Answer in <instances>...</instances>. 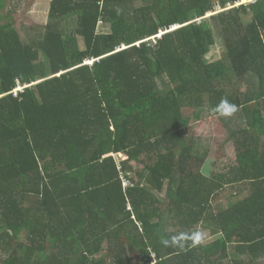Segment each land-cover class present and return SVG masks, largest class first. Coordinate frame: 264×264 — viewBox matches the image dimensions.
<instances>
[{
    "label": "trees",
    "instance_id": "16d2710c",
    "mask_svg": "<svg viewBox=\"0 0 264 264\" xmlns=\"http://www.w3.org/2000/svg\"><path fill=\"white\" fill-rule=\"evenodd\" d=\"M238 1L49 0L18 27L0 0V264H263L264 0ZM210 116L234 158L208 175Z\"/></svg>",
    "mask_w": 264,
    "mask_h": 264
},
{
    "label": "rangeland",
    "instance_id": "374dc122",
    "mask_svg": "<svg viewBox=\"0 0 264 264\" xmlns=\"http://www.w3.org/2000/svg\"><path fill=\"white\" fill-rule=\"evenodd\" d=\"M215 3V7H213L214 11L208 12L207 16L219 12L221 9L219 8L218 0H213ZM254 0H241V3H249ZM7 7L16 8L15 12V21L16 26L20 27L22 23L25 25H31L34 23H46L48 21V4L49 0H6ZM6 8V6H5ZM209 24L211 25V20L209 19ZM20 29V28H19ZM224 46L222 45V41L219 39L218 42L213 45L207 54V67L209 73H211V67L214 68V71H217L218 68L221 67L222 56H223ZM91 62V61H90ZM22 89L19 86L15 90ZM167 95L165 93L157 92L153 94L148 101H141L139 103L140 107H143L147 104H152L162 98H165ZM192 107H185L184 112L190 118L189 124L192 125ZM188 121V120H187ZM191 122V123H190ZM228 130L226 126L221 122L220 117L218 116H210L205 119L200 120L196 124V128L193 132V139L198 143V153L200 157L206 156L205 160L200 163V159L198 164L196 162H192L190 168H200L204 173L210 174L214 168V163L216 160H219L218 157L220 155L225 156V160L234 158V149L228 140ZM227 141H229L227 143ZM223 149V150H222ZM117 161H120L126 156L124 154H116L115 155ZM199 157V158H200ZM145 156L139 159V161H132V164L135 167V170L143 169L145 165ZM200 238L204 235V232H200ZM204 242L210 240V238H203ZM264 264V260L261 261Z\"/></svg>",
    "mask_w": 264,
    "mask_h": 264
},
{
    "label": "clouds",
    "instance_id": "9594fccd",
    "mask_svg": "<svg viewBox=\"0 0 264 264\" xmlns=\"http://www.w3.org/2000/svg\"><path fill=\"white\" fill-rule=\"evenodd\" d=\"M241 1V0H240ZM240 1H238L237 3H236V5H239V4H241V2ZM229 6H231V5H229ZM165 243H167V241L165 242Z\"/></svg>",
    "mask_w": 264,
    "mask_h": 264
},
{
    "label": "built area",
    "instance_id": "2783aa9c",
    "mask_svg": "<svg viewBox=\"0 0 264 264\" xmlns=\"http://www.w3.org/2000/svg\"><path fill=\"white\" fill-rule=\"evenodd\" d=\"M124 183L127 184V181H125Z\"/></svg>",
    "mask_w": 264,
    "mask_h": 264
}]
</instances>
